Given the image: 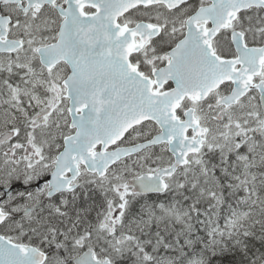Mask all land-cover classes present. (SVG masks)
I'll return each mask as SVG.
<instances>
[{
	"label": "snow or ice",
	"instance_id": "1",
	"mask_svg": "<svg viewBox=\"0 0 264 264\" xmlns=\"http://www.w3.org/2000/svg\"><path fill=\"white\" fill-rule=\"evenodd\" d=\"M0 264H264V0H0Z\"/></svg>",
	"mask_w": 264,
	"mask_h": 264
}]
</instances>
